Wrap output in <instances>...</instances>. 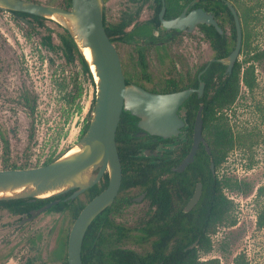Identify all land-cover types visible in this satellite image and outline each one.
Instances as JSON below:
<instances>
[{
    "label": "flooded vegetation",
    "instance_id": "flooded-vegetation-1",
    "mask_svg": "<svg viewBox=\"0 0 264 264\" xmlns=\"http://www.w3.org/2000/svg\"><path fill=\"white\" fill-rule=\"evenodd\" d=\"M222 1L226 4L227 0ZM33 2L39 3L35 0ZM104 2V27L110 33L112 40L108 36L119 54L126 83L154 94L191 91L177 110L181 125L177 133L169 137L155 135L142 128V119L126 111L125 106L121 114L116 144L122 166V183L112 204L103 209L89 226L83 239L81 255L83 264H137L138 252L152 251L155 246H159L161 240L164 241L163 247L167 244L172 227L171 216L174 220L177 212V207H170L168 202L188 204L199 184H202L203 194L201 179L204 153L210 159L213 178L219 176L220 167L217 170L215 168V173L211 168L214 161L203 134V111L205 108L217 109L218 89L225 86L227 75L232 74L240 60L237 59L232 72L219 61L226 59L231 53L218 56L216 31H219L213 25L197 24L192 28L187 24L174 28L164 25L163 20L172 21L183 14L187 17L192 11L202 9L214 16L222 29V33L219 32L221 36L232 35L231 27L224 26L217 0L206 3L205 7L197 6L200 0ZM69 8L71 7H65ZM0 11L17 17L15 12L4 9ZM17 18L30 28L46 27L47 21L44 26H39L24 17ZM241 25L244 44L245 34L243 24ZM206 27H213L215 30L208 31ZM46 29L49 30L48 27ZM45 38L43 43L46 48L60 51L57 49L60 39L55 44L51 36L55 47L52 49L46 45ZM242 51L243 45L241 53ZM202 84L204 88L200 94ZM23 99L30 114L31 104L34 103H29L28 99H36L37 109L36 96L28 92ZM201 108L204 141H200L194 151L196 124ZM0 137L8 152L9 142L1 128ZM33 139L34 136H31V140ZM66 153L53 159L57 160ZM190 156L192 160L185 169L182 172L175 171ZM49 160L38 167L48 165L46 163ZM32 168L37 167L26 164L19 168L13 164L3 170ZM176 181H182L180 187L176 185ZM109 186L110 174L105 172L98 183L75 198L72 196L77 189L49 198H27L30 199L29 202H15L17 205L12 209L0 206L4 219L2 231L5 233L0 247V264H7L9 261L14 264H69L68 246L73 225L82 211L96 198L104 195ZM51 204L53 206L43 210ZM138 238L142 239V243L138 242Z\"/></svg>",
    "mask_w": 264,
    "mask_h": 264
},
{
    "label": "rangeland",
    "instance_id": "rangeland-1",
    "mask_svg": "<svg viewBox=\"0 0 264 264\" xmlns=\"http://www.w3.org/2000/svg\"><path fill=\"white\" fill-rule=\"evenodd\" d=\"M35 1L61 8L68 4V0ZM243 2L255 9L258 19L244 32L241 62L248 52L264 50V0ZM46 27L30 28L11 13L0 11V128L10 146L7 152L0 137V170L13 164L38 167L73 150L89 118L95 89L78 60L69 62L60 51L44 45L48 35L58 44L63 27L54 20L47 21ZM255 68V88L242 86L236 103L225 112L240 143L220 166L219 176L237 178L252 190L247 194L226 190L235 204L232 218L237 223L220 226L212 237L213 250L202 256L203 260L219 259L221 264H264V228L257 224L264 204L258 198V189L264 186V59L255 62ZM28 92L38 99L34 115L23 99ZM3 220L0 212V247L5 236Z\"/></svg>",
    "mask_w": 264,
    "mask_h": 264
},
{
    "label": "water",
    "instance_id": "water-1",
    "mask_svg": "<svg viewBox=\"0 0 264 264\" xmlns=\"http://www.w3.org/2000/svg\"><path fill=\"white\" fill-rule=\"evenodd\" d=\"M226 4L234 16L237 40L231 54L219 61L227 65L228 71L232 72L241 54L243 31L237 9L229 1H226ZM0 9L56 21L72 36L94 74L96 82L94 112L88 130L77 147L71 150L73 152L68 151L46 166L0 171V201L49 198L77 189L72 196L75 198L98 183L105 172H109L108 190L82 211L70 233L69 264H83L81 253L84 236L93 220L103 209L112 204L122 183V166L116 144V133L124 106L126 111L142 119V128L152 134L169 137L176 134L181 125L177 110L191 91L166 95L154 94L126 83L119 54L104 27V0H72L69 9L28 0H0ZM164 13L165 8L161 14L162 18ZM163 21L167 28L183 27L184 24L192 28L197 24H206L215 26L222 33L214 16L202 9L192 11L187 17L183 14L178 19ZM86 49L90 50V58L85 54ZM203 88L204 84L200 94ZM202 110L203 108L199 111L196 124L194 151L197 144L204 141ZM191 160L192 156L175 171L182 172ZM211 168L215 173L214 162ZM201 195L202 184H199L195 195L184 208L185 213L194 209ZM51 206L53 204L43 210ZM197 244L198 240L185 251L196 248Z\"/></svg>",
    "mask_w": 264,
    "mask_h": 264
},
{
    "label": "trees",
    "instance_id": "trees-1",
    "mask_svg": "<svg viewBox=\"0 0 264 264\" xmlns=\"http://www.w3.org/2000/svg\"><path fill=\"white\" fill-rule=\"evenodd\" d=\"M34 1V0H31ZM187 2L189 0H186ZM213 0H200L197 6L205 7ZM231 2L239 13L241 23L243 24L244 32L248 25L257 18L255 9L252 6L247 7L243 0H227ZM253 1V0H252ZM219 14L222 18L224 26L231 27L232 35L221 36L216 31L218 38V56H224L230 54L236 45V26L234 17L228 8V6L222 1L217 0ZM53 4V3H52ZM72 0H68L67 7H71ZM222 11L223 13H220ZM17 17H24L32 24H38L44 26L46 21H50L47 18L33 16L26 13L15 12ZM53 22V20H52ZM223 23L221 24L223 26ZM207 30H215L213 27H206ZM64 34L60 37V43L57 49L60 50L66 59L70 62L79 60L84 73L86 74L88 81L95 89L94 100L92 108L89 112V118L82 131V136L88 130L96 102V82L94 74L91 68L75 43L72 36L64 30ZM108 32V31H107ZM111 40L112 37L108 32ZM45 43L50 48H55L52 43L51 36L45 38ZM245 39L244 44L245 45ZM264 59V50L258 52H248L247 57L242 62L239 61L232 74L227 75L225 80V86L218 89L217 92V109L205 108L203 111L204 116V137L208 142L212 160L215 162L216 170L226 161L229 153L240 143L237 137L232 131L228 123V118L225 112L232 108L236 103L242 86L253 90L256 86V68L255 62H259ZM249 64V65H248ZM244 65H248L244 69ZM208 71L206 76L210 73ZM204 76V78H206ZM227 82V83H226ZM31 104V114H35L36 111V99L29 100ZM61 156V155H60ZM206 158V159H205ZM55 159L49 160L46 164L51 163ZM210 159L207 155L202 157V183L204 186L203 194L199 203L189 213H184L183 208L187 202H168L170 207L176 206L177 212L175 219L171 216V229L168 234L167 244L164 246V241H160L159 246H155L152 251L145 253H137V264H221L219 259L203 260L202 256L209 254L213 250L212 237L217 233L220 226H235L236 220L232 218V213L235 209V204L227 194L226 190L230 192H245L246 194L252 190V186L238 180L233 177H221L217 175L214 179L209 165ZM182 181H176V185L180 187ZM258 198L264 199V186L258 189ZM30 199L21 200H4L0 201V206H6L12 209L15 202H29ZM259 228H264V204L261 205L258 213ZM198 240V244L194 249H188L190 245L194 244ZM138 242L142 243V239L138 238ZM124 261L122 260V263ZM244 264V263H239Z\"/></svg>",
    "mask_w": 264,
    "mask_h": 264
},
{
    "label": "bare ground",
    "instance_id": "bare-ground-1",
    "mask_svg": "<svg viewBox=\"0 0 264 264\" xmlns=\"http://www.w3.org/2000/svg\"><path fill=\"white\" fill-rule=\"evenodd\" d=\"M85 54L88 56V58H90V50L89 49L85 50ZM92 69L94 70V66H92ZM71 152H73V151H71Z\"/></svg>",
    "mask_w": 264,
    "mask_h": 264
}]
</instances>
